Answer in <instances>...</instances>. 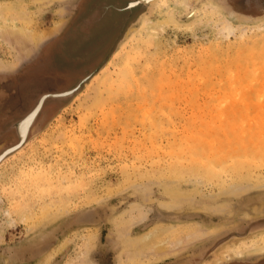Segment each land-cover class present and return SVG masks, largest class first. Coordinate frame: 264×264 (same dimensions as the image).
Returning <instances> with one entry per match:
<instances>
[{"label": "rangeland", "instance_id": "obj_1", "mask_svg": "<svg viewBox=\"0 0 264 264\" xmlns=\"http://www.w3.org/2000/svg\"><path fill=\"white\" fill-rule=\"evenodd\" d=\"M22 1L0 4V78L32 63L79 2ZM139 2L106 54L76 60L88 43L66 38L40 67L53 68L43 89L93 73L76 93L0 129L1 156L17 143L4 133L23 143L0 162V264H264V0ZM10 32L22 52L49 34L21 61ZM87 210L97 222L73 225ZM153 231L167 256L140 247Z\"/></svg>", "mask_w": 264, "mask_h": 264}, {"label": "flooded vegetation", "instance_id": "obj_2", "mask_svg": "<svg viewBox=\"0 0 264 264\" xmlns=\"http://www.w3.org/2000/svg\"><path fill=\"white\" fill-rule=\"evenodd\" d=\"M139 1L79 0L62 34L45 45L36 59L24 66L18 73L11 75L8 79L5 76L0 78V129L20 121L36 105L41 95L63 92L76 84L77 81L67 86L62 84L63 86H57L55 89H43L41 87V85L52 78L50 70L52 71L53 68L50 65L51 68L45 69L46 71L44 72V69L39 70L40 67H46L47 63L50 64L52 62L53 53L60 49L59 46L63 47L61 44L66 38L79 41L78 44L80 43V45H83L84 42L88 43L89 47L82 54L74 53V55H71L76 60H80L76 57L81 55L87 57L88 59L86 60H91L93 56H96L105 47L107 48L105 50L106 54L114 42V36L118 34L125 24L131 23L134 12L143 6L149 5ZM134 2H137V4L129 6ZM61 104L62 102L60 101L44 102L41 111L35 119L36 123L42 118H47L53 114ZM1 139H16L17 143L19 141L16 129L14 132L8 131L4 133Z\"/></svg>", "mask_w": 264, "mask_h": 264}, {"label": "bare ground", "instance_id": "obj_3", "mask_svg": "<svg viewBox=\"0 0 264 264\" xmlns=\"http://www.w3.org/2000/svg\"><path fill=\"white\" fill-rule=\"evenodd\" d=\"M144 2H147V3H150V4H159L160 3V5H161V3L162 4H165V0H144ZM184 3V2H183ZM185 3H186V1H185ZM185 3H184V5H185ZM14 4V3H13ZM1 7V6H0ZM187 7V6H186ZM211 8H214V6L212 5V7ZM9 9H10V7H9ZM8 9V10H9ZM14 9V8H13ZM0 10H2L1 8H0ZM162 13V12H161ZM1 15V14H0ZM10 15V14H9ZM12 17V16H11ZM3 19V18H2ZM25 19V18H24ZM8 20V19H7ZM23 20V19H22ZM4 21V20H3ZM164 22V21H163ZM167 22V21H166ZM166 22H164V23H166ZM22 23V22H21ZM1 24V23H0ZM149 24V23H148ZM153 24V23H152ZM22 27V26H21ZM0 28H1V25H0ZM4 29H5V27H3ZM162 28H163V26L162 25H158L157 27H155V28H150V30H149V35H151V34H157V32H159L160 30H162ZM26 29V28H25ZM147 29H148V27H147ZM146 29V30H147ZM222 30L223 31H225V33L228 35V34H230V33H232L233 32V28H232V25H230L228 22H226V20H225V23L223 24V27H222ZM6 32V31H5ZM13 32V31H12ZM22 33V32H21ZM51 33V32H50ZM6 35V37H8V39H10V40H14L17 36H16V34L17 33H9V35H7V33H5ZM49 34V33H48ZM47 33H45V34H39V35H36L34 38H33V44H35V45H38L40 42H42L45 38H47L48 35ZM30 37V36H29ZM30 41H31V39H30ZM10 42V41H9ZM13 42V41H12ZM21 46V45H20ZM32 46V45H31ZM21 59V58H20ZM261 62V61H260ZM13 63V62H12ZM16 65V63L15 64H13L12 66H15ZM36 111H37V109H36ZM32 114V113H31ZM34 115H35V113L34 114H32L30 117H29V120H31V119H33V117H34ZM26 122V121H25ZM29 122V121H28ZM25 125H26V123H25ZM25 128H27V127H25ZM14 149V148H13ZM12 150V149H11ZM4 155L5 154H3L1 157H0V161L3 159V157H4ZM243 162V161H242ZM233 167V166H232ZM242 189V188H241ZM237 190V189H236ZM236 192V191H235ZM234 192V193H235ZM238 192H240V190L238 191ZM167 194V193H166ZM170 194H171V196H173V197H176L177 196V194L175 193V192H170ZM169 194V195H170ZM186 194H188V193H186ZM191 194V193H190ZM230 194V193H229ZM187 199V198H186ZM188 200V199H187ZM167 201V200H166ZM172 202V201H171ZM173 204H171V206H172ZM137 206V205H136ZM170 206V207H171ZM176 208V207H175ZM225 208V207H224ZM167 209V208H166ZM220 210V209H219ZM131 211V210H130ZM136 211V210H135ZM132 212V211H131ZM142 213V212H141ZM133 214V213H132ZM137 215V214H136ZM132 216H134V215H132ZM144 216V215H143ZM91 218H92V216H91V214H88V215H84V216H82V218L81 219H83L84 221H86V220H91ZM126 220V219H125ZM128 222V221H127ZM127 224V223H126ZM161 226V225H160ZM162 227V226H161ZM160 227V228H161ZM127 228H129V225L127 226ZM127 230V229H126ZM157 230H159V229H157ZM194 230V229H193ZM168 231V230H167ZM192 231V230H191ZM125 232V231H124ZM202 232L203 231H201V230H194L193 232H192V234H191V236L190 237H194V238H196L198 235H200V234H202ZM162 232H160L159 231V233H154V231H153V233H149V234H147L144 238H142V240L139 242V245H140V247H151V250H152V247L153 248H155V251H156V255H158L159 257H161V256H167V253H169V251L167 250V247H168V245L166 244L167 242H159L158 240H160V238L162 237ZM190 234V233H189ZM186 237V236H185ZM184 237V238H185ZM190 240H192V239H190ZM165 241V240H164ZM189 241V240H188ZM178 242V244H179V241H177ZM177 242H176V244H177ZM181 242V241H180ZM184 242V241H183ZM187 243V242H186ZM185 243V244H186ZM170 244V243H169ZM138 245V246H139ZM188 245V244H187ZM171 246H172V244H171ZM171 246H170V248H171ZM173 247V246H172ZM178 247V246H177ZM184 247V246H183ZM139 248V247H138ZM176 248V247H175ZM145 249V248H144ZM148 249V248H147ZM181 249V248H180ZM154 250V249H153ZM152 250V251H153ZM171 250V249H170ZM173 250V249H172ZM168 251V252H167ZM175 252H176V250H174ZM178 251V250H177ZM171 252V251H170ZM239 254V253H238ZM153 255H155V254H153ZM83 256V255H82ZM155 257V256H154ZM82 258V257H81ZM152 258V257H151ZM141 259V258H140ZM122 260V259H121ZM150 260V259H149ZM85 260H83V259H81V261H79V263H77V264H85V262H84ZM78 262V261H77ZM122 262V261H121Z\"/></svg>", "mask_w": 264, "mask_h": 264}, {"label": "water", "instance_id": "obj_4", "mask_svg": "<svg viewBox=\"0 0 264 264\" xmlns=\"http://www.w3.org/2000/svg\"><path fill=\"white\" fill-rule=\"evenodd\" d=\"M63 27H62V25H60L58 28H56V30H55V32H53V33H51L50 35H56L61 29H62ZM54 35V36H55ZM48 39V38H47ZM92 76H93V73L92 74H89L88 76H85L84 78H82L79 82H77L72 88H70V89H68V90H66V91H63V92H57V93H50V94H47V95H45V96H43L42 98H41V100L39 99V101H38V104H37V107H38V105L40 104V102H42L41 104V106L40 107H42L43 106V104H44V102L47 100V99H58V98H65V97H68V96H71V95H73L74 93H76L80 88H81V86L84 84V83H86L90 78H92ZM36 107V108H37ZM35 108V109H36ZM41 108H39V110H40ZM39 112V111H38ZM20 140V142H19V144H18V146H16V147H14V149H12V150H10V148L9 149H7L5 152H4V157H3V159L7 156V155H9V154H11L12 152H15L23 143H21L22 142V140L21 139H19ZM12 148V147H11ZM1 156V155H0ZM2 159V160H3ZM1 160V161H2ZM0 161V162H1ZM87 213H91L92 214V219L90 220V221H84V220H82L81 218H82V216L83 215H85V214H87ZM97 215H96V212L94 211V210H87V211H85V212H83V213H81V214H79L78 216H76L74 219H73V221H72V224L73 225H81V224H92V223H96L97 222ZM48 246H50V244H46V245H43L41 248H40V250H39V253H41L42 251H44L45 249H47L48 248Z\"/></svg>", "mask_w": 264, "mask_h": 264}, {"label": "crops", "instance_id": "obj_5", "mask_svg": "<svg viewBox=\"0 0 264 264\" xmlns=\"http://www.w3.org/2000/svg\"><path fill=\"white\" fill-rule=\"evenodd\" d=\"M26 1V0H25ZM34 0H30V2L32 3ZM44 1H49V0H42V2L44 3ZM64 1V0H63ZM14 3V5L16 6L15 8H22V4L24 1L22 0H1L0 4H8V3ZM17 10V9H16ZM62 12H60L61 14ZM69 19V18H68ZM52 33V31H50ZM48 33V32H47ZM6 36H4L5 38ZM13 41V42H12ZM9 42V40L6 41V43H8L9 45H12L13 51L15 53V56L17 57V60H31L34 58V55H36L38 53V45H33V48L22 52V49H20L21 47H19L23 42H22V36H17V39L12 40ZM50 43V42H49ZM47 43V44H49ZM46 44V45H47ZM29 51V52H28ZM21 58V59H20ZM79 82V81H78Z\"/></svg>", "mask_w": 264, "mask_h": 264}]
</instances>
